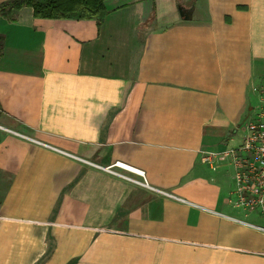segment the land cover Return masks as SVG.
<instances>
[{
  "label": "crops",
  "instance_id": "crops-1",
  "mask_svg": "<svg viewBox=\"0 0 264 264\" xmlns=\"http://www.w3.org/2000/svg\"><path fill=\"white\" fill-rule=\"evenodd\" d=\"M105 6L0 17V264H264L234 162L204 158L253 110L264 0Z\"/></svg>",
  "mask_w": 264,
  "mask_h": 264
},
{
  "label": "built area",
  "instance_id": "built-area-1",
  "mask_svg": "<svg viewBox=\"0 0 264 264\" xmlns=\"http://www.w3.org/2000/svg\"><path fill=\"white\" fill-rule=\"evenodd\" d=\"M253 91L259 95L260 103L253 108L252 118L247 124L241 143L222 150L206 151L207 154L204 158L210 159L211 156L218 155L231 158L235 164V186L230 194L231 201L237 206L249 210H257L264 217V77L253 85ZM96 165L99 166V164ZM114 165L127 166L130 169L139 170L119 161L102 167L109 172L135 182L148 184L146 179H134L116 170ZM140 172L143 173L142 170ZM161 191L165 194L169 193L164 190ZM254 226L264 232V225L254 224Z\"/></svg>",
  "mask_w": 264,
  "mask_h": 264
},
{
  "label": "trees",
  "instance_id": "trees-1",
  "mask_svg": "<svg viewBox=\"0 0 264 264\" xmlns=\"http://www.w3.org/2000/svg\"><path fill=\"white\" fill-rule=\"evenodd\" d=\"M23 6H31L36 17L97 19L101 25L107 8L105 0H5L0 4V17L11 21ZM6 36L0 33V57L4 53Z\"/></svg>",
  "mask_w": 264,
  "mask_h": 264
},
{
  "label": "rangeland",
  "instance_id": "rangeland-1",
  "mask_svg": "<svg viewBox=\"0 0 264 264\" xmlns=\"http://www.w3.org/2000/svg\"><path fill=\"white\" fill-rule=\"evenodd\" d=\"M260 103V98L259 95L255 92L254 94V102L253 104L251 103V106L254 108ZM254 110H251L250 116L248 119H246L244 122H242L241 126L238 128L237 132L233 134L234 138L232 140H229L228 142L225 143V147H232V146H237L238 144L241 143L242 138L244 136L245 130L247 128V124L249 120L252 118V113Z\"/></svg>",
  "mask_w": 264,
  "mask_h": 264
},
{
  "label": "water",
  "instance_id": "water-1",
  "mask_svg": "<svg viewBox=\"0 0 264 264\" xmlns=\"http://www.w3.org/2000/svg\"><path fill=\"white\" fill-rule=\"evenodd\" d=\"M192 10L193 8H182L181 9V14L185 16L186 18L192 17Z\"/></svg>",
  "mask_w": 264,
  "mask_h": 264
}]
</instances>
